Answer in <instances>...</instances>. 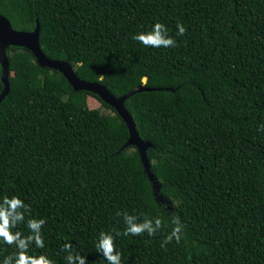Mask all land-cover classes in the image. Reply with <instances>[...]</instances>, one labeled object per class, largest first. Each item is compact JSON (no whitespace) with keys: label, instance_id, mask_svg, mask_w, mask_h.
I'll list each match as a JSON object with an SVG mask.
<instances>
[{"label":"trees","instance_id":"1","mask_svg":"<svg viewBox=\"0 0 264 264\" xmlns=\"http://www.w3.org/2000/svg\"><path fill=\"white\" fill-rule=\"evenodd\" d=\"M0 13L18 30L37 21L46 56L116 96L170 88L124 102L151 143L160 201L112 106L27 48L6 49L0 195L24 200L25 221L44 218L43 247L30 250L66 264L69 242L86 264H107L94 241L110 231L121 264H264V0H0ZM156 21L174 45L132 39ZM124 212L159 217L161 227L125 234ZM173 213L182 233L165 241ZM13 253L0 243V258Z\"/></svg>","mask_w":264,"mask_h":264},{"label":"clouds","instance_id":"2","mask_svg":"<svg viewBox=\"0 0 264 264\" xmlns=\"http://www.w3.org/2000/svg\"><path fill=\"white\" fill-rule=\"evenodd\" d=\"M177 33L182 34L185 28L177 23ZM132 39L139 41L145 46L164 47L174 45V38L168 34L166 26L156 21L145 31H137L132 34ZM162 208L166 206L160 204ZM28 205L18 195H0V243L13 246L14 253L0 258V264H54L53 260L43 252H37L34 249L43 247V237L41 226L44 224V218L31 217L25 221V215ZM172 227L165 237V241L179 240L182 233V224L179 217L172 214ZM25 222L27 233L17 229V225ZM123 222L125 224V234H139L146 232L152 235L161 227V219L156 216H145L143 219L137 218V215L127 212L123 213ZM114 237L110 231H100L94 241L96 251L106 260L107 264H121V254L115 250ZM34 246L33 250H30ZM66 250V264H86L85 255L72 251L69 242L63 244Z\"/></svg>","mask_w":264,"mask_h":264},{"label":"water","instance_id":"3","mask_svg":"<svg viewBox=\"0 0 264 264\" xmlns=\"http://www.w3.org/2000/svg\"><path fill=\"white\" fill-rule=\"evenodd\" d=\"M39 33L40 26L36 21L35 26L30 31L18 30L12 27L9 19L0 13V65H1V82L3 84L2 91L0 92V101L7 94L9 90L8 81V68L9 62L6 54V49L10 45L22 46L27 48L32 52L35 57L36 62L43 67H49L57 69L61 72L73 87L74 90H87L97 94L104 102L112 106L118 115L124 121L128 129V139L124 146L133 145L140 157L141 165L147 175L149 181L152 184L154 196L160 200L165 201L161 194H159V183L150 169V163L146 155V149L150 146L148 140L142 139L138 131L136 130L135 123L132 115L129 113L125 106V99L133 95L136 92L144 90H160L170 88L163 87H145L143 85H138L131 89L130 91L116 96L114 95L104 84L96 81H87L79 78L72 68L71 64L65 60L52 59L45 55L42 51L39 43ZM145 80V79H144Z\"/></svg>","mask_w":264,"mask_h":264},{"label":"rangeland","instance_id":"4","mask_svg":"<svg viewBox=\"0 0 264 264\" xmlns=\"http://www.w3.org/2000/svg\"><path fill=\"white\" fill-rule=\"evenodd\" d=\"M92 107H98L100 106V102L97 99H92V102L90 103ZM106 111V109H104Z\"/></svg>","mask_w":264,"mask_h":264}]
</instances>
